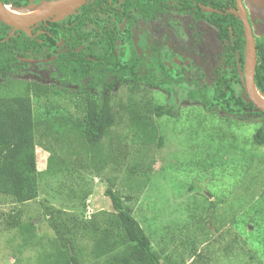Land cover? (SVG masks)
I'll return each mask as SVG.
<instances>
[{
    "label": "rangeland",
    "instance_id": "1",
    "mask_svg": "<svg viewBox=\"0 0 264 264\" xmlns=\"http://www.w3.org/2000/svg\"><path fill=\"white\" fill-rule=\"evenodd\" d=\"M245 2L260 35L264 32V0ZM31 10L18 16L35 11ZM174 18L167 16L149 28L146 42L164 45L172 55L192 60V69L182 70L183 80L168 93L156 88L143 93L156 104L180 112L179 118L153 119L155 133L142 139L128 113L120 110L127 93L115 90L114 123L101 148L105 151L112 145L118 150L124 158L121 166H93L88 146L75 133L73 121L78 115L69 96L60 93L33 100L38 196L17 204L0 195V264H44L43 255L55 254L52 224L70 230L62 235L66 243L73 244L82 264L94 262L90 255L93 233L89 231L94 226L81 225L113 226L110 219L115 213L104 196L107 188L122 198L163 264H264V145L251 143L264 118L254 116L244 126L227 129L231 144H221L219 127L203 131L196 125L188 113H196L197 103L187 92L214 81L212 72L220 68L223 48L214 28L194 24L177 28ZM178 29H184L190 40L183 48L175 34ZM192 38H198L197 49ZM50 71L47 64L30 65L21 71L19 80L49 85ZM220 126L226 130L228 125ZM217 150L224 164L206 166V157ZM243 152L255 155L248 160ZM50 155L59 165L48 169ZM210 201L216 203L214 209Z\"/></svg>",
    "mask_w": 264,
    "mask_h": 264
},
{
    "label": "trees",
    "instance_id": "2",
    "mask_svg": "<svg viewBox=\"0 0 264 264\" xmlns=\"http://www.w3.org/2000/svg\"><path fill=\"white\" fill-rule=\"evenodd\" d=\"M40 1L45 5L54 0ZM132 1L87 0V3L82 5L110 6L118 3L123 9ZM169 2L175 4L177 1L164 0V3ZM188 2L189 0H182L183 8ZM149 4L154 6L152 3ZM155 4H159L155 5L159 9L162 7L159 1ZM198 4L223 13H204ZM139 6L142 10L145 9L144 2H140ZM192 8L197 13L198 19L209 22L216 29L218 37L223 41L227 66H231L232 70L228 74L221 75L213 87H201L187 92V97L197 103L194 109L196 113H188V115L192 114L196 125L201 130L204 129L203 131L207 129L210 131L214 126L217 130L219 127L221 132L217 135L221 144H231L230 131L227 129L244 126L243 122H249L254 116L264 118V113L255 110L241 96L243 88L238 77L237 62L242 69L243 28L240 20L227 12L228 9L235 8L233 0H196ZM72 17L70 15L57 23L48 21L41 29L32 28L29 35L18 32V38L13 37L8 40V47L4 52L10 57L16 53L19 58H37L36 54L44 50L49 51L50 55H56L53 63L55 71L51 75L54 79L53 83L41 85L29 81L17 82L10 76L3 75L4 84L0 85V195L10 197L17 204L31 202L38 196L39 171L35 155L37 125L34 99L57 96L60 93L69 96L78 115L73 121L75 133L82 143L88 146L92 156L91 163L96 169L109 163L121 166L124 161L121 153L118 150L116 152L112 145H109L105 151L101 148L102 141L108 136V129L114 123L116 105L113 103L112 93L115 90L124 89L127 93L125 101L119 105L120 110L128 113L130 122L141 134L142 139L150 132L155 133L156 127L153 119L164 117L178 119L180 115V112L175 111L171 106L156 104L152 99L146 98L143 92L147 88H156L168 93L173 88L172 86H177L183 80L181 74L163 68L162 59L158 54L150 60L145 71L139 70L140 62L137 54L132 47L128 48L132 43L129 38L130 34L127 33L125 37L120 31L115 37L108 34L102 38L100 35L101 54L78 52L77 49L82 45L77 32L80 27L75 24L70 25ZM78 17H73L75 18L73 21H78ZM96 18L94 16L92 21H96ZM96 25L93 24V26ZM60 40L67 43L68 47L66 51L60 50L57 55L56 44ZM118 40L123 43L124 48L117 50L120 56L124 51L125 56L115 60V48L117 47L115 42ZM94 43L98 44V41ZM127 48L131 50L130 53L126 52ZM260 52L264 54L263 50L257 52L254 84L259 96L264 99V59L261 60ZM0 55H2L0 57H5L2 52ZM89 55H92L94 59H87ZM6 57L5 63L8 66L15 61L10 58L8 60V56ZM141 64L143 65L144 62ZM234 85L240 86V90L233 87ZM222 121L228 125L226 130L220 129ZM251 143L255 147L264 145V125L256 127ZM242 155L249 160L255 154L246 155L243 152ZM222 159L220 150H217L206 157L205 165H222L224 164ZM52 164L58 163L54 160V156L50 155L47 159V168L50 169ZM104 196L109 199L115 213V217L110 219L113 226L100 229L99 224L95 222L89 226L83 223L81 225L85 228L94 226L93 229H89L90 233H93L90 255L94 260L90 264H163L161 254L152 251L144 230L135 220L130 209L123 206L122 198L110 188L106 189ZM215 205V202L210 201V209H214ZM51 226L55 233L56 249L55 254L43 255L41 259L44 264H82V258L74 255L73 244L70 241L66 243L62 235L63 232L67 233L70 230L68 228L64 230L57 224ZM114 229L118 231L115 232ZM25 242L29 243L30 240L27 239ZM197 259L196 263H198Z\"/></svg>",
    "mask_w": 264,
    "mask_h": 264
},
{
    "label": "flooded vegetation",
    "instance_id": "3",
    "mask_svg": "<svg viewBox=\"0 0 264 264\" xmlns=\"http://www.w3.org/2000/svg\"><path fill=\"white\" fill-rule=\"evenodd\" d=\"M6 1L7 0H0V4L8 12L16 16L18 15L19 12L21 13L24 11H28L30 9L32 10L35 9V11L30 12L28 14L33 15L36 13L37 15V13L41 11L40 8L43 6L40 0H10L8 3H5ZM156 1H159L160 3H162V7L160 9L157 6H155V5H159V4H155ZM176 1L177 2L175 4L173 2H169L167 4V3H164V0H133L132 3L129 4V6L125 7L126 9L120 8L118 3L111 4L110 6H103V5L94 6L92 4H86L84 6L82 5L83 7L79 6L75 8L77 9L76 11H74L75 9L70 10L68 12V15L65 18L69 17L70 15L73 17L79 16L78 21L74 22L73 19L75 18L72 17L71 21L69 22L70 25L75 24V25H79L80 27L77 29V32L79 33L78 39L82 43V45H80L79 48L77 49L78 52H81L82 54H86L87 52L89 54H97V53L101 54V46L99 44L101 41L100 35L102 36V38L104 36H107L108 34L111 35L112 37L113 36L115 37L119 35V31H120V33L126 37L127 33H129L130 34L129 38L131 39L132 43H130V46L128 48L132 47L133 50H135L137 57L139 59V62H140V64L138 65L139 70L143 69L145 71V69L147 68V65H149L148 63L150 62V60L154 57L155 54H158L160 58L162 59L163 68L171 70V72L173 73L181 74L183 77L182 70H187L189 68L192 69L191 66L193 64L192 63L193 61L192 60L189 61L186 57H180L179 55L181 54L179 53H178L179 55H176V54L172 55L171 53L166 51L164 45H160L158 47V45H153V43H150L149 41L146 42V38L148 37V34H149L148 33L149 28H154L158 23H161L163 19L167 18V16L175 17L174 23L177 28H179V25L185 28L187 25H190V24H194L195 26L200 25V26L208 27V28H214V26H212V24H210L209 22L204 21L203 19L197 18V13H195V10L192 8L193 4L196 3V0H189L185 8H183L184 3H182V0H176ZM140 2L145 3L144 10L140 8L139 6ZM149 3L154 4V6H151ZM242 3L247 12V18L250 23L252 35L254 38V44L256 48V64H257V52L259 50L264 51V32L261 33L260 35L256 33V25L251 18V15H250V12H249V9H248V6L245 0H242ZM198 6L201 9V6L203 5L198 4ZM203 7L211 8V7H206V6H203ZM128 9H129V12H127ZM201 11L204 12L202 9ZM204 13H207V12H204ZM94 16L97 17L96 21H92V18ZM65 18H63L62 20H64ZM52 19L53 17L45 21L39 22L28 29H23V30L9 27L0 20V52H2L3 55H5V57H0V62H2V64H0V85L4 84L3 75L10 76L12 80H15L17 82L18 81L23 82V80H19V78H21V71L23 69H26L30 65L34 66V65H45V64L51 67V71L48 75L49 77L48 81L50 80L52 81V83L54 82V79L52 78L51 75L55 71V67L53 63L56 58V55L55 56L50 55L49 51L47 52L46 50L42 51L40 54L37 53L36 54L38 56L37 58H19L18 54L16 53L13 55V57H10L6 53H4L8 47V44H7L8 40L12 39L13 37L18 38V32H23L26 35H29V32L32 28L41 29L43 26H46L48 21L53 22ZM93 24H97V25L93 26ZM142 28L144 29L142 30ZM137 29L140 31H137ZM184 32L185 30L181 29L179 30V33H175L176 37H177V34L179 35V41H180L179 48L180 47L183 48L184 45H188L187 43L190 41L188 40L189 37L188 36H187L188 38L186 37V34H185L186 32L185 33ZM243 35H244V32H243ZM216 38L222 44V48H223L222 61H221L220 68L217 67L215 70L213 69L214 71L212 72L213 73L212 76H213L214 81L212 83L208 85L200 86L199 88L213 87L215 82L217 81L218 78L221 77V75H224L225 73L228 74L232 70L231 66H227V56H225L224 54L225 50H224L223 41H221L220 38L218 37L217 31H216ZM231 38L232 36L230 34V39ZM197 39L192 38L193 40L192 45L194 44L195 49H197V45H196ZM96 41H98V44L94 43ZM225 43L227 44V41ZM66 44L63 40H60L59 42H57L56 44L57 45V51H56L57 55L60 53V50L66 51L68 47L66 46ZM115 44L117 46L115 48V60H117L118 57L119 58L124 57L125 52L123 51L122 55L120 56V52L117 49L124 48V45H122L123 43H121V41L119 40L116 41ZM128 48L126 49V52L130 53L131 50H128ZM244 49H245V41H244ZM38 54L40 55V57ZM6 56H8V60L9 58L10 60L11 59L15 60L14 62L10 63L9 66L5 63L7 59ZM260 58L261 60L264 59V54L261 52H260ZM87 59L93 60L94 57L92 55H89ZM28 60H34L36 62L29 63L27 62ZM237 61L238 60H236V62ZM141 62H144V64L142 65ZM244 62H245V58H243V67H244ZM237 64H238L237 65L238 77H239L240 84L243 88V84L241 82V78L239 75V70L242 71L243 67L242 69H240L239 62H237ZM29 82L40 83V80H35V81L33 80ZM233 87L237 89L240 86L234 85ZM242 93L243 92H241V96H242Z\"/></svg>",
    "mask_w": 264,
    "mask_h": 264
},
{
    "label": "water",
    "instance_id": "4",
    "mask_svg": "<svg viewBox=\"0 0 264 264\" xmlns=\"http://www.w3.org/2000/svg\"><path fill=\"white\" fill-rule=\"evenodd\" d=\"M235 2V8L229 9L227 12L234 17L238 18L242 23L244 32V67L243 70H239L241 82L243 84L242 96L244 100L250 103L255 110L264 113V102L259 99V93L256 91L254 84V74L256 68V48L254 44V38L251 31V26L247 18V12L243 6L242 0H233ZM86 0H54L43 5L40 10L41 13L31 21H19L16 19V15L8 12L0 4V20L7 26L17 29H28L35 24L45 21L53 17V22H59L68 15L70 10H73L82 4ZM201 9L207 13H223L213 8H205L201 6ZM29 63H35L34 60H28Z\"/></svg>",
    "mask_w": 264,
    "mask_h": 264
},
{
    "label": "bare ground",
    "instance_id": "5",
    "mask_svg": "<svg viewBox=\"0 0 264 264\" xmlns=\"http://www.w3.org/2000/svg\"><path fill=\"white\" fill-rule=\"evenodd\" d=\"M40 13H41V11H39V12L37 13V15H36V13L33 14V15L27 14V15H24V16H18V15H17V16H16V19L19 20V21H31V20L35 19ZM35 15H36V16H35ZM259 99H260L262 102H264V99L261 98L260 96H259Z\"/></svg>",
    "mask_w": 264,
    "mask_h": 264
}]
</instances>
